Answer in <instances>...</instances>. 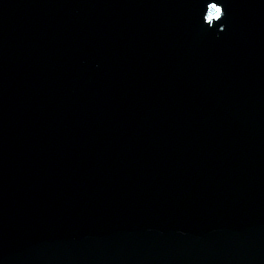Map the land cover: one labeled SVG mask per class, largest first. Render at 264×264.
<instances>
[{"label": "water", "instance_id": "95a60500", "mask_svg": "<svg viewBox=\"0 0 264 264\" xmlns=\"http://www.w3.org/2000/svg\"><path fill=\"white\" fill-rule=\"evenodd\" d=\"M0 264H264V0H0Z\"/></svg>", "mask_w": 264, "mask_h": 264}, {"label": "clouds", "instance_id": "9594fccd", "mask_svg": "<svg viewBox=\"0 0 264 264\" xmlns=\"http://www.w3.org/2000/svg\"><path fill=\"white\" fill-rule=\"evenodd\" d=\"M217 10H218V14L220 16V19L222 20L224 18V15H225V11H224L222 4H220V8H218Z\"/></svg>", "mask_w": 264, "mask_h": 264}, {"label": "snow or ice", "instance_id": "6c2138e0", "mask_svg": "<svg viewBox=\"0 0 264 264\" xmlns=\"http://www.w3.org/2000/svg\"><path fill=\"white\" fill-rule=\"evenodd\" d=\"M213 8H215V6H213ZM216 14H218V10H216ZM212 15H213V13H210V15H209L210 19L212 18Z\"/></svg>", "mask_w": 264, "mask_h": 264}]
</instances>
